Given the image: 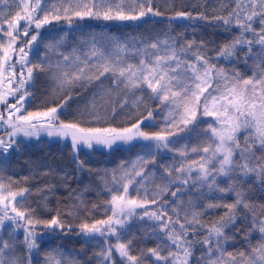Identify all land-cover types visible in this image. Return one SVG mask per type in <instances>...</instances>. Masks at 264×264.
Returning a JSON list of instances; mask_svg holds the SVG:
<instances>
[{
    "label": "snow or ice",
    "instance_id": "6c2138e0",
    "mask_svg": "<svg viewBox=\"0 0 264 264\" xmlns=\"http://www.w3.org/2000/svg\"><path fill=\"white\" fill-rule=\"evenodd\" d=\"M19 9L13 14L11 11L7 16L0 11V37H7V43H0V78L5 73L11 74V78L0 79V88L5 85L6 90L0 91V104L5 106L7 115L0 113V129L6 133L7 139L0 137V156H6L9 150H16V137L22 134L25 137L39 136L40 132L52 135H68L71 133L73 149H77L80 143L92 147V141L111 146L116 140H131L134 136L142 137L151 141L148 147L151 149L145 157H139L140 171L131 174L124 173L127 183L120 182V187L115 189L118 194L112 195L109 205L112 215L107 220L96 223L105 225L102 231L92 224L80 225L81 232H93L105 235V231L119 238L117 228L123 230L128 220L135 214L136 208H143V214L138 218L156 221L152 231L163 232L170 241L162 249L157 247L140 251L139 255L132 254V240L127 243H119L115 247H106L99 256L104 264H115L112 253L116 252L121 258V264H188L191 257V248L194 243L201 246L207 245L205 255L197 264H264V206L259 216L255 215V208L248 203V197L242 188V182L257 180L264 186V51L258 56L262 60L260 71L252 78L245 79L237 72L231 77L226 76L223 68H217L211 63L212 57L202 54L203 42L200 50L193 53L194 62L185 57L193 42H181L175 36L165 34L161 39L159 36L149 35L145 38L128 37L122 38L109 33L90 35L82 39L81 44L89 47L88 53L81 60L77 55L78 49L73 47L72 56L59 53V59L55 64L44 62L43 65L27 61L28 53L25 48L31 50V45L40 37L39 30L43 25L51 23V20L64 18L71 21L72 17L84 18L94 17L105 20H139L141 17L159 16L161 13L154 10L152 0H61V6H48V0H13ZM9 0H0V4L7 6ZM234 7L223 14L214 15L213 19L225 26L226 30L235 27L239 30V36L234 38L230 44H225L217 53V57H231L235 54L238 45H247L248 51L258 44L264 50V0H232ZM226 8L227 5H224ZM175 17L193 19L191 12L180 11ZM200 19H207L203 13ZM24 21L21 27L20 22ZM258 24L259 29L253 27ZM30 32L33 34L30 35ZM251 34L248 38L247 34ZM26 38L25 42L15 48L18 40ZM63 43V38L53 43L46 44L49 49H57ZM127 51L145 53L139 59L138 64H130L122 60L121 54ZM10 53H18L15 64L9 63ZM79 61V63H76ZM16 64L19 65V76L17 77ZM7 65V68H5ZM73 67L74 72L67 71V67ZM26 69V72H25ZM33 69L38 71L47 70L58 87L73 86L80 83L83 87L93 80L99 81L105 74L110 73L112 87L115 90L136 89L146 86L158 99L160 104L168 106V117L164 128L157 132L146 133L140 130V123L131 128H124L120 132L104 129V132H112V139H104L93 133H100V129L78 128L75 124H63L56 116L57 108H50L44 113H27L17 115L21 112L23 101L27 92L24 91L28 80L32 79ZM87 70V71H86ZM27 77V78H25ZM16 88H12V84ZM102 83V82H101ZM215 84V86H214ZM212 89L209 92V89ZM19 93V95H17ZM207 93V95H205ZM11 95L15 103L9 104L6 97ZM107 95V93H105ZM203 97V100H201ZM211 117L206 122V128L202 130L203 138L196 146L185 144L176 147L178 141L171 139L177 131L188 129L197 119ZM43 117L47 123L39 124L37 117ZM147 118H152V112L147 113ZM199 125H195L190 131H195ZM244 136L241 138L240 133ZM243 139V143H241ZM161 151L177 152L182 158L171 166L165 165L166 173L162 179L167 183L159 187L158 192L152 198L138 202L137 198L128 196V185L132 178L140 176L143 165L149 161L155 163L156 156ZM196 153L198 159H188V153ZM76 152L74 151V156ZM84 162L79 161L78 166L83 167ZM136 165H133L135 168ZM195 171V176L192 175ZM191 185L194 188H206L208 192L234 193L235 200L230 204L209 203L208 208L223 207L226 209L225 217L211 223L207 227V236L198 239L195 235L197 227H204L198 213L193 212L192 219L188 215L180 216L179 212L172 209L176 219L168 215L165 205L168 203L158 197L166 192L176 197L181 191V185ZM171 185H177L171 191ZM223 185V186H222ZM113 189H109L112 192ZM29 189L23 188L13 191L9 185L3 183L0 177V227L5 219L13 221L18 228L24 229V244L27 250L26 264H33V250L39 249L36 242V233L33 230L37 225L65 230L66 225L57 217L48 221L35 218V210L24 209V193ZM140 194L137 192V196ZM17 196L21 200H17ZM147 204L157 205L156 210L149 211ZM252 213L246 217L250 219V229L260 234V241L252 245L250 232H244L245 243L248 245L244 251L229 252L223 243L227 241L226 227L234 226L236 223L237 209ZM9 212L13 215H9ZM71 215V211L68 213ZM68 230L71 226H67ZM193 239L189 240V234ZM13 246L7 241L0 240V264H22L19 256L9 257L7 249ZM166 250V254H162ZM64 254L57 250L55 253H46L44 264H62ZM63 264H80V261L71 258L63 261Z\"/></svg>",
    "mask_w": 264,
    "mask_h": 264
},
{
    "label": "trees",
    "instance_id": "16d2710c",
    "mask_svg": "<svg viewBox=\"0 0 264 264\" xmlns=\"http://www.w3.org/2000/svg\"><path fill=\"white\" fill-rule=\"evenodd\" d=\"M224 5H227L225 8ZM235 5L232 0H152V7L158 10L161 15L141 17L139 20H115V21H95L93 19L75 20L74 22H59L42 27L40 35L48 31L56 29H69L72 31L77 27L95 26L112 27L121 26L134 31L135 37L145 38L149 35L164 38L165 34L175 36L181 42H193V48L189 50L185 57L190 62H194L196 51L200 50L201 42H203L202 54L212 57L211 63L216 64L217 68L229 63L244 62L241 59V52L248 51L247 45H238L235 54L231 57H217L218 51L225 45L230 44L234 38L239 36V30L232 27L226 30L213 19L214 15L223 14L230 11ZM184 11L191 12L193 19L185 17H175V13ZM203 13L207 19H200L199 14ZM75 24V25H74ZM75 26V27H74ZM253 27L259 29L258 24ZM30 34H33L30 32ZM251 38V34H247ZM26 38H24L25 41ZM17 47L21 46L22 41L17 42ZM261 46L256 44L252 47L251 52L256 53L261 50ZM144 56L145 53L141 51ZM18 53L10 59L9 63L15 64L18 59ZM19 65L16 64L17 77L19 76ZM26 72V71H25ZM27 78V77H25ZM15 79V78H13ZM103 82L109 83L112 93L107 98H102L97 94L95 86L87 87H71L67 89H54L51 87L45 75L42 73H33L32 79L28 80L24 91L27 92L23 101L21 112L17 115L27 113H44L50 108H57L56 116L58 121L63 124H75L77 127L88 129H104L116 130L120 132L124 128H131L134 124L143 123L150 119L147 113L152 112V116L156 111L157 99L150 89L144 86L141 91L143 93V102L138 107H133L130 99L121 94L112 87V78L106 77ZM12 88H16L13 83ZM6 90V89H5ZM4 91V90H3ZM19 95V93H17ZM11 95L6 97L9 104L15 103V98ZM0 113L7 115L5 106L0 104ZM39 124L47 123L44 118L37 117ZM142 123H140L141 125ZM244 134H241L243 138ZM0 137L7 139L6 133L0 129ZM243 143V139H241ZM15 151L9 150L6 156H0V173L3 175L11 189L18 191L20 189H29L24 193L23 208H31L35 210V218L41 221H48L53 217H57L66 225L65 230L48 227L43 224L37 225L33 230L36 233V242L40 244L47 240L61 241H77L97 242L106 247H115L121 242L123 230L119 227L116 235H111L105 231V235L93 232H81L80 229L71 228L68 230L70 222L69 212H72L74 201L87 184L89 175L86 172L91 159L88 153L81 148L73 149L71 143L63 142L56 135L49 136L40 132L39 136L17 138ZM74 151L76 155L74 156ZM83 161L84 166H78V162ZM243 191L249 198L250 203L255 208V215L258 216L264 206V186H261L257 180H250L242 183ZM92 199V198H91ZM17 200L21 197L17 196ZM157 205L148 207L149 211L156 210ZM237 219L234 226H228L225 229L228 235L227 241L232 239L244 241V232L250 229V219L246 218L252 213L242 209H237ZM9 215L13 213L9 212ZM221 217H225L224 212L208 214L203 218L201 223L204 227H197L195 235L198 239L207 236V227L211 223L217 221ZM175 220V219H173ZM95 220L98 228L104 231L107 226L99 225ZM141 221L137 220L136 223ZM157 223L153 221V224ZM10 225L15 234L21 241H24V229L18 228L13 221L5 219L3 226ZM0 227V231L3 229ZM156 233H162L157 231ZM193 236L189 234V240ZM226 241V242H227ZM205 246L194 243L189 257L188 264H197V261L205 255ZM38 249L33 250V254ZM34 256V255H33ZM115 264H121V259L116 252L112 253ZM202 264V262H201Z\"/></svg>",
    "mask_w": 264,
    "mask_h": 264
},
{
    "label": "rangeland",
    "instance_id": "374dc122",
    "mask_svg": "<svg viewBox=\"0 0 264 264\" xmlns=\"http://www.w3.org/2000/svg\"><path fill=\"white\" fill-rule=\"evenodd\" d=\"M34 3V0H32ZM130 2V0H126V3ZM52 5H56L57 7L61 6V0H48V6L51 7ZM19 9L16 7V4L13 0H9L7 6L0 4V11L4 13L5 16L11 11L15 14L16 11ZM87 17V16H85ZM81 18L72 17L71 21H75ZM97 19V18H96ZM103 19V18H99ZM66 20L61 18L59 20H51V23L45 24L42 27H47L50 24H54L56 21H63ZM68 21V20H66ZM24 21H21V27L23 26ZM100 33H109L114 34L117 36H121L122 38L132 37L131 32L129 31H121V30H102L98 28H85L80 31H76L73 36L63 30V31H53L41 34L38 37L37 41H35L31 45V50L25 48L26 52L28 53L26 59L27 61L35 64L43 65L44 62H49L51 64H55L57 59H59V53H64L65 55L72 56V49L76 47L78 51L82 54L79 55L77 51V55L80 56V59L83 60L84 57L89 50L87 45L81 44L82 39H87L90 35H99ZM31 35V34H30ZM63 38L62 45L53 50L46 48L45 45L49 43H53L57 40ZM73 38V39H70ZM22 41L24 43V38L18 40L17 42ZM0 43H7V37H0ZM17 43L15 44V48L17 47ZM2 51V50H0ZM264 50H260L256 53H249L248 51L241 52V59L244 61L238 63H229L230 65L222 66L225 70V74L228 77H231L233 72L239 73V75L245 79L252 78L254 74H257L260 71V67L262 65V60L258 56ZM85 52V53H84ZM84 53V54H83ZM15 53H10V59L14 56ZM122 60L126 61L130 64H137V58L140 57L139 52H132L127 51L121 54ZM9 59V61H10ZM79 63V61H76ZM224 65V64H223ZM7 68V65H5ZM26 71V69H25ZM38 71L37 69H33V72ZM47 75L48 79L53 83V85L57 86V83L53 80L51 74L44 70ZM43 71V72H44ZM67 71L70 73L74 72V68L69 66L67 67ZM87 71V70H86ZM110 74V73H107ZM105 74V75H107ZM3 78H11V74L6 72L5 77ZM0 78V79H3ZM97 82L93 80L91 83ZM13 85V84H12ZM11 85V86H12ZM75 85H80V83H76ZM88 85V84H86ZM215 86V84H214ZM6 85L3 88H0V91L6 89ZM142 87V86H141ZM140 87V88H141ZM140 88L136 89H129L123 90L131 97V103L133 106H138L142 102V96L140 94ZM212 89H209L211 92ZM109 89L106 86L100 85L99 86V93L101 95L108 94ZM207 95V93H205ZM203 100V97H201ZM168 117V106L161 105L158 100V105L156 109V113L154 117L147 125L150 127H144L140 130L146 133H153L161 130L165 127ZM213 118L211 117H201L198 111L197 119L193 125H189L188 128H193L195 125H199L195 131H190L188 134L183 135L184 131H177L174 137L171 139L178 141L176 147H181L185 144L196 146L203 138L201 137V132L203 129L206 128V122L211 121ZM240 134H244L243 131ZM93 135H99L101 138L104 139H112L113 136L109 135V133L105 134V132L100 133H93ZM65 140L72 142L71 133L68 135H60ZM17 138H25L22 134L17 135ZM151 144V141H146L142 137L134 136L131 140H119L116 139L111 143V146L103 143H96L95 140L92 141V147L89 148L86 144L80 143L77 147L84 146L90 152L93 151H102L108 154H114L115 152L121 153L118 154L114 160H110L108 155H98L96 156V161L93 167L91 166L89 171V180L85 186V188L76 196L75 205L73 208L72 214L69 216L70 222L69 225L71 228L80 229V225L83 223H87L90 226L96 220H107L112 215V209L109 205V201L112 195L118 194L115 189L120 187V182L123 181L127 183V178L124 176L125 172L131 174L133 171H140V161L138 160L139 157H145L147 159V153L151 151L148 145ZM128 155H124L123 153L129 152ZM124 155V156H121ZM120 156V157H119ZM180 159L179 153L177 152H167L161 151L156 156L155 163L148 162L143 165V171L141 172L140 176H135L132 178V183L128 185V196L134 197L138 199V202L145 199V193H147V199H151L152 195L158 192L159 187L163 186L167 183L166 180L162 179L163 176L166 175L164 172V166L168 165L171 166L174 163H177ZM188 159H198L196 153H188ZM133 165H136L133 168ZM195 176V171L192 173ZM0 177H3L0 174ZM4 178V177H3ZM3 183L8 185L7 181L3 179ZM175 185L169 186L170 189ZM223 186V185H222ZM177 187V185H176ZM181 192L178 195V198L174 204L168 207V215L170 217L175 216V213L172 209H175L176 212L180 213V216L183 217L185 214L188 215L189 220L192 219V213H198L200 221L203 220L205 216L208 214H214L218 212H226V209L223 207H215V208H208L207 205L211 203H223V204H230L233 203L235 200L234 193H217L215 191L208 192L206 188H194L191 183L189 185H181ZM109 189H113L112 192H109ZM137 192L140 194L137 196ZM166 192L165 194H167ZM164 194V195H165ZM95 195L96 204L88 203L87 196ZM162 197H158V199H163ZM248 202V201H247ZM153 204H147L146 206H151ZM143 208H136L135 210ZM237 211V210H236ZM143 213H141L142 215ZM136 215L140 216L136 213ZM134 224V225H133ZM68 225V226H69ZM153 221L149 220L147 217H144L140 223H132V218H130L124 228H128V230L123 234L122 240L120 243H127L129 239L132 240V254L139 255L140 251L148 248L157 247L158 245L164 249L166 244L160 237L165 236L164 234H160V237L155 235L152 231ZM0 240L7 241L13 247L11 249H7L6 252L9 253V257L11 256H19L21 258L22 264H25V245L23 242L19 241L15 232L12 228L7 227L5 231L2 232L0 235ZM249 240L251 241L252 245L257 244L260 241V234L256 231H252L249 236ZM233 243V242H231ZM40 245V250L37 252L36 256H33L32 260L34 264H44L45 254L46 253H55L57 250L61 251L64 256L63 258L57 257L62 259L63 261L71 258H75L80 261V264H104L102 259L99 256V253L105 248L103 245L94 243V242H84L81 240L77 241H61L56 240L54 241H46L42 242ZM233 246V245H232ZM43 247V248H42ZM229 252H236L241 251L240 249H234L233 247H225ZM162 254H166V250L162 252ZM120 258V257H119ZM113 259V258H112ZM121 259V258H120ZM190 259L188 258V263Z\"/></svg>",
    "mask_w": 264,
    "mask_h": 264
}]
</instances>
